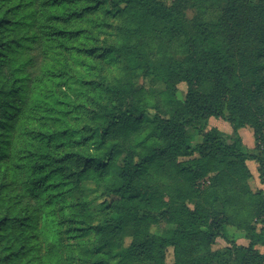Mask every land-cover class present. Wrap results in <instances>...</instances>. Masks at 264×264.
I'll return each instance as SVG.
<instances>
[{
	"label": "trees",
	"instance_id": "16d2710c",
	"mask_svg": "<svg viewBox=\"0 0 264 264\" xmlns=\"http://www.w3.org/2000/svg\"><path fill=\"white\" fill-rule=\"evenodd\" d=\"M185 2L0 0V264H264V0Z\"/></svg>",
	"mask_w": 264,
	"mask_h": 264
},
{
	"label": "rangeland",
	"instance_id": "374dc122",
	"mask_svg": "<svg viewBox=\"0 0 264 264\" xmlns=\"http://www.w3.org/2000/svg\"><path fill=\"white\" fill-rule=\"evenodd\" d=\"M228 0H186L185 2V9L184 13L186 18L189 21H192L194 19L200 18L206 22L212 23L217 20V18L220 16L222 13L223 8L226 6ZM165 44L167 47L163 49L164 53H168L170 55H173L174 51L171 49L169 46L168 41H165ZM144 81L142 78H139L137 80L138 85H142ZM147 84V83H146ZM157 88H163L162 85H157ZM178 99L181 101H184L186 99V93H187V85L184 83H181L178 86ZM208 127L209 128H217L221 132H223L225 139L228 142H232L236 137L237 133L234 130L233 126L229 124L224 119H216L212 118L208 122ZM191 135V144L193 146L199 144L202 142V135L200 134V131L196 129H191L189 131ZM249 133L251 134V144H253L254 138L252 135V130L251 128H243L239 130V135L242 138L243 144L248 147L249 143ZM253 139V140H252ZM255 143V142H254ZM251 162H249L250 164ZM256 164V163H255ZM250 171L253 175V179L250 180V185L254 191L257 190H263L264 191V185L261 184L260 178H259V173H258V166L257 170L252 169V167H249ZM255 175V176H254ZM203 185V184H202ZM201 185V186H202ZM204 186V185H203ZM87 189H89V195L90 198L93 200V205L92 207L95 209L97 208V205L99 203L108 201V199L100 197V194L94 193L92 185H87ZM168 229V226L165 224L158 225L156 227H153V232L157 235H162L166 232ZM128 241V240H127ZM238 242L239 244H247V240L245 239V233L238 230L235 226H229L227 229V236L225 239H219L217 242V245L215 248H223L226 247L229 242ZM261 252H264V248H259ZM175 262V255H174V250L173 248H169L167 252V257H166V263L167 264H173Z\"/></svg>",
	"mask_w": 264,
	"mask_h": 264
},
{
	"label": "crops",
	"instance_id": "0c3cea01",
	"mask_svg": "<svg viewBox=\"0 0 264 264\" xmlns=\"http://www.w3.org/2000/svg\"><path fill=\"white\" fill-rule=\"evenodd\" d=\"M251 138H252V136H251V134L249 133V145H248V149H253L254 148V146H255V143H254V141H253V144H251ZM253 140V139H252ZM249 165V167H252V169H256L257 170V164H255L254 162H251L250 164H248ZM255 176V175H254Z\"/></svg>",
	"mask_w": 264,
	"mask_h": 264
}]
</instances>
